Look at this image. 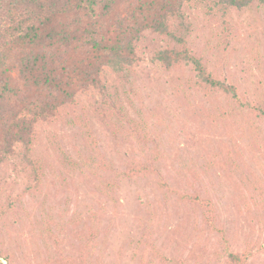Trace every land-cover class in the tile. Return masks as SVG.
Listing matches in <instances>:
<instances>
[{
	"label": "rangeland",
	"instance_id": "1",
	"mask_svg": "<svg viewBox=\"0 0 264 264\" xmlns=\"http://www.w3.org/2000/svg\"><path fill=\"white\" fill-rule=\"evenodd\" d=\"M183 12L228 90L154 63L148 36L103 91L36 123L28 159L21 143L4 157L1 263L264 264V5Z\"/></svg>",
	"mask_w": 264,
	"mask_h": 264
},
{
	"label": "trees",
	"instance_id": "2",
	"mask_svg": "<svg viewBox=\"0 0 264 264\" xmlns=\"http://www.w3.org/2000/svg\"><path fill=\"white\" fill-rule=\"evenodd\" d=\"M191 1L224 11L264 5V0H0V164L16 143L24 145L28 159L39 120L75 105L93 88L103 91L100 78L133 66L148 43L151 60L165 70L191 65L198 84L228 90L189 47L183 6ZM111 108L119 115L117 105ZM248 256L232 253L229 262L244 264Z\"/></svg>",
	"mask_w": 264,
	"mask_h": 264
}]
</instances>
